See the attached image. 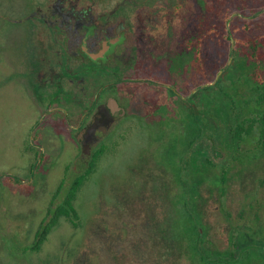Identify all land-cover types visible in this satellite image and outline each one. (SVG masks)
<instances>
[{
    "label": "rangeland",
    "instance_id": "obj_1",
    "mask_svg": "<svg viewBox=\"0 0 264 264\" xmlns=\"http://www.w3.org/2000/svg\"><path fill=\"white\" fill-rule=\"evenodd\" d=\"M179 1H141L137 3L144 7L135 10L171 11ZM199 1L181 2L175 16L178 26L184 31L189 15L198 31H202L207 21L220 33L223 28L217 16L220 10L212 11V0L205 1L209 17L204 22ZM20 4L23 5L22 0H0V264H206L199 261L185 229L178 225L184 217L188 223L187 216L182 213L173 216L175 202L183 201L182 195L177 194L182 191L175 168L181 163L180 139L182 123L186 121L181 119V113L173 128L176 130L173 139L164 126L161 129L166 131L164 135L157 133L153 124L148 132H143L132 120L122 140L104 148L94 172L78 190L73 200L78 216L73 223L61 218L40 247L28 251L46 210L64 195L55 192L57 185L63 179L67 186L76 172L72 170L76 164H70L75 159V145L66 141L64 134L37 124L42 118L41 110L17 84L19 74L12 68L16 57L8 48L16 25L9 22L7 15ZM223 8L221 4L220 9ZM238 14L240 18L230 15L229 28L233 25L240 37L258 35L257 55L250 57L244 50H238L231 80L226 77L223 82L227 83L228 93L236 98L231 111L224 103L211 105L210 95L208 101L206 95L200 94L201 107L209 109V123L204 138L185 152L183 171L188 176L191 211L202 226L201 246L208 255L221 257L231 252L234 257L241 248L252 247L255 251L244 264H263L264 259L256 250L264 247V140L259 139L257 125L251 134L233 144L229 127L233 125L231 116L233 119L235 112L243 117L257 116L264 110V97L257 104L256 91L252 89L257 84L264 94V16L256 17L244 27L243 21L247 19ZM174 28L173 31L163 28L161 52L173 50L170 41ZM211 30L208 62L209 78L214 80L218 68L229 63L228 42L221 33L217 36ZM203 54L200 49L201 59ZM205 80L203 75H196L194 85L203 88L209 83L208 78ZM49 118V114L44 115V122H49ZM43 130L48 132L43 134ZM52 153L56 156L54 161L38 163ZM204 157L213 163L207 164ZM171 158L176 163L174 168L169 163ZM213 260L216 258L208 256L206 262L213 264Z\"/></svg>",
    "mask_w": 264,
    "mask_h": 264
},
{
    "label": "flooded vegetation",
    "instance_id": "obj_2",
    "mask_svg": "<svg viewBox=\"0 0 264 264\" xmlns=\"http://www.w3.org/2000/svg\"><path fill=\"white\" fill-rule=\"evenodd\" d=\"M141 1L147 0H22L23 5L20 4L17 9L11 8L7 15L9 22L16 25L15 36L8 42L10 52L16 57L12 68L19 74L18 86L41 110L42 118L36 123L49 127V131L64 134L65 140L75 145V159L70 163L76 164L72 168L76 171L72 179L91 161L93 173L104 148L118 144L125 130L129 131L132 120L143 132H148L153 124L158 128L157 133L164 135L166 131L161 130L164 126L173 139V132L176 131L173 128L177 126L178 113H181V119L186 120L182 123L184 128L180 139L183 145L181 163L175 167L172 158L169 163L177 170V181L182 191L177 194L183 198L181 203L175 202L173 216L182 213L188 220L194 215L187 195L188 176L183 171L185 152L197 140L204 138L209 123V109L202 108L199 99L197 105L203 113L202 134L194 140L192 131L185 136V128L193 127V93L202 88L194 85L195 76L203 75L204 80L208 78L207 82L211 83L208 62L211 27L206 21L202 31H198L193 18L189 19L188 15L185 32L182 31L175 16H178L183 0L176 3V9L171 8V11L135 10L141 6L137 3ZM205 1H199L204 22L209 17ZM238 13L235 11L232 14ZM174 26V35L169 40L173 50L171 53L161 52V32L163 28L173 31ZM200 49L204 50L203 59L199 55ZM202 94L209 101V92ZM180 100L187 107H183ZM48 114L50 120L44 122V115ZM55 157L52 153L45 160L40 158L38 163H45L48 159L54 161ZM79 161L84 165H80ZM204 161L213 163L208 157H204ZM62 181L55 192L64 193L71 182L66 186ZM59 202L46 210L28 251L35 250L36 232L48 221L51 210ZM185 206L188 208L185 209ZM61 218L65 217H60L58 221ZM178 225L185 229L194 247V240L189 238L187 228L179 221ZM198 225L202 235V226L200 223ZM201 240L202 236L199 238L202 250L195 249L201 263L208 264L206 260L209 256L216 258L213 264L221 261L232 264L244 249L241 248L238 256L234 257H231V252L221 257L208 255L201 246ZM258 248L264 249L262 245Z\"/></svg>",
    "mask_w": 264,
    "mask_h": 264
},
{
    "label": "trees",
    "instance_id": "obj_3",
    "mask_svg": "<svg viewBox=\"0 0 264 264\" xmlns=\"http://www.w3.org/2000/svg\"><path fill=\"white\" fill-rule=\"evenodd\" d=\"M224 7L223 10L220 9V5ZM241 4V5H239ZM246 4V6H245ZM264 8V0H251L246 2L243 1H235V0H212L211 1V9L212 11H219L221 14L219 15V12L217 14L218 17H220V20L223 23V28L220 30L221 35L223 36V39L228 42L227 48H226V57L229 60V63H224L223 66L218 71L223 69V71L220 73L218 79L213 83L208 85L207 87H204L195 93H193V98L195 99V107L193 110V127L192 128H185V136L186 133L189 131L193 132L194 140L202 134L203 129V113L201 110H199V107L197 105V99H199L200 94L203 92H206V90L209 88V95L211 97V105H218L221 103L226 104L229 111L235 106V97L231 96L228 91L226 90L227 83L225 85L223 82L225 81V78L227 77L228 80H231L230 75H232V67L234 65V62L237 58L238 50L242 49L247 54H249L250 57H255L257 55V48L258 46V35H249L246 36L244 34L240 35L237 33L235 28L232 26L227 27L226 22L233 12L238 11L243 14V18L247 19L243 21V26L250 25L249 23L255 19L256 17H262L264 16V11L262 10ZM236 18H240L241 16L235 15ZM213 26V25H212ZM211 26V27H212ZM212 33L218 36L220 34L219 32H216L213 27L211 28ZM230 32V33H229ZM221 37V36H220ZM247 37L245 40L244 38ZM241 38V39H240ZM219 40V43L221 42L220 38H217ZM231 39L235 41V44L233 45L231 49ZM235 55V58H234ZM217 71V73H218ZM240 76V75H239ZM213 79H211L212 81ZM214 81V80H213ZM226 87V88H225ZM253 90L256 91V97L255 102L258 104L263 100L264 94L259 89H261L260 86L255 84L252 87ZM211 92V93H210ZM182 101V100H180ZM249 100L247 99V102ZM246 102V101H245ZM184 104L183 107H187V104ZM190 111V110H189ZM185 115L187 114V110L184 112ZM234 118L231 120L233 121V125L229 127V135L230 140L234 144L235 142H238L242 140L245 136L251 134L253 129L258 125L259 127V136L260 141L264 140V110L260 112L257 116H243L240 117V114L238 112H235L233 114ZM93 163L92 161L89 162V165L84 168V170L77 174L70 182L69 186L67 187V190L64 192V196L62 200L56 205L54 209L51 210L50 217L48 221L41 226L38 231L36 232V241L34 243V249H38L43 242V240L46 238L48 232L55 226L58 219L60 217H65L72 221L78 216L76 208L73 204V200L76 197V194L78 190L81 188V185L83 184L84 180L88 175L92 172ZM186 218V217H184ZM185 221V222H184ZM183 227H186L188 230L189 238L194 240V248L198 251L202 250V248L199 246V238H201V233L199 230V220L191 216L188 217V223H186V219H183V223H181ZM187 224V225H186ZM254 248L247 247L244 248L241 251V256L236 259L232 264H244L245 260L248 258L249 254L254 252ZM257 255L264 259V249L258 248ZM201 260L204 259V257L201 256ZM262 263L264 264V261L262 260Z\"/></svg>",
    "mask_w": 264,
    "mask_h": 264
},
{
    "label": "water",
    "instance_id": "obj_4",
    "mask_svg": "<svg viewBox=\"0 0 264 264\" xmlns=\"http://www.w3.org/2000/svg\"><path fill=\"white\" fill-rule=\"evenodd\" d=\"M230 18V17H229ZM229 18L227 19V22H226V25H227V27H229ZM230 33V32H229ZM233 39H231V49H232V47H233ZM222 70L223 69H221V70H219L218 71V73H217V77L220 75V73L222 72ZM217 77L214 79V81H212L211 83H209V84H213L216 80H217Z\"/></svg>",
    "mask_w": 264,
    "mask_h": 264
}]
</instances>
